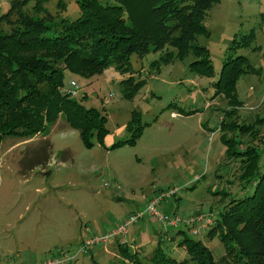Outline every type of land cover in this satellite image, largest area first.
Segmentation results:
<instances>
[{
  "label": "rangeland",
  "instance_id": "374dc122",
  "mask_svg": "<svg viewBox=\"0 0 264 264\" xmlns=\"http://www.w3.org/2000/svg\"><path fill=\"white\" fill-rule=\"evenodd\" d=\"M62 1L66 5L60 12L62 16L72 19L78 16L74 0ZM9 2L0 0L1 13ZM56 3L57 0H52L48 4L52 13L58 11ZM204 24L209 36H199L198 41L209 50L212 66L209 76L190 67L191 56L150 70L151 61L159 57L160 51L142 57L133 54L130 57L133 71L124 74L114 66L91 78L65 74L66 88L70 80L79 86L76 99L106 116L108 132L102 144L93 139V146L86 147L78 131L64 126L60 120L45 135L52 145L47 165L28 169L22 168L19 161L31 159V163L40 157L39 148L45 145V142L37 144L41 136L4 138L0 144V264H24L19 259L12 262L11 250L19 237V222L28 216L36 221L46 217L41 227L33 230L34 245L38 248L39 241L41 250H46L49 238H59L69 226L81 222L91 230L94 219L97 223L107 219L111 226L137 208L134 203L140 207L142 196L148 198L160 190L185 186L177 193L176 202L175 198L165 199L160 209L186 217L201 212L216 216L232 197L252 193V185L241 190L236 173L238 163L226 158L221 141L225 133L220 126L229 101L216 89L231 40L236 36L241 41L244 35L253 32L250 46L239 48L235 55L242 54L251 67L261 71L239 77L236 91L241 106L237 116L264 133V123L255 122L258 117L264 118V0H218L208 10ZM129 75L133 80L121 84ZM137 81L140 82L136 86ZM135 133L138 135L130 144ZM122 141L125 144L111 149ZM261 153L264 156V151ZM106 183L110 186L106 187ZM116 187L120 195L114 193ZM143 223L148 240L135 238L134 245L129 240L144 227ZM107 225L105 222L104 226ZM177 229L145 217L129 227L124 239L129 248L137 247L143 258L158 248L169 251L183 235L201 239L215 260L225 254L217 234L194 236L183 228L185 232L177 235ZM26 231L30 232L28 227ZM157 232L167 233V240L160 241ZM52 244V249L67 247L58 241ZM177 247L169 254L179 260L187 258L185 245ZM86 255L81 254L78 259L84 263Z\"/></svg>",
  "mask_w": 264,
  "mask_h": 264
},
{
  "label": "trees",
  "instance_id": "16d2710c",
  "mask_svg": "<svg viewBox=\"0 0 264 264\" xmlns=\"http://www.w3.org/2000/svg\"><path fill=\"white\" fill-rule=\"evenodd\" d=\"M50 1L10 0L8 8L0 12V144L5 137L30 139L37 135L41 136L37 144L45 142L38 159L30 163L31 159L24 162L21 158L22 168L47 165L52 145L45 135L60 120L78 131L86 147L93 146V139L103 143L108 132L106 116L66 93V73L91 78L114 66L124 74L133 71V54L142 57L160 51L150 63L152 71L191 56L193 70L211 74L209 50L198 38L209 36L204 21L218 0H74L79 11L73 19L60 14L66 8L62 0H57L58 11L52 13ZM253 37L250 32L241 41L236 36L231 40L216 89L229 101L220 126L225 133L221 141L226 158L238 163L241 190L253 187L250 194L232 197L205 234H217L225 254L215 260L201 239L183 235L178 246L185 245L187 258L176 259L160 248L143 258L123 243L118 245L122 259L117 264H264V133L237 116L239 77L261 71L251 67L242 54L235 55L239 48L249 47ZM131 80L129 75L121 84ZM255 122L264 123V118ZM137 135H132L130 144ZM123 144L125 141L115 143L111 149ZM183 228L192 233L191 226H180L176 234L184 233ZM84 236L86 233L81 239ZM91 264L99 263L93 260Z\"/></svg>",
  "mask_w": 264,
  "mask_h": 264
},
{
  "label": "built area",
  "instance_id": "2783aa9c",
  "mask_svg": "<svg viewBox=\"0 0 264 264\" xmlns=\"http://www.w3.org/2000/svg\"><path fill=\"white\" fill-rule=\"evenodd\" d=\"M65 91L72 98H76L79 92L77 82L75 80H70L69 87H67ZM173 116L175 115L173 114ZM105 186L109 187L110 184L106 183ZM184 187L185 186L173 187L155 192L147 199L143 208L130 213L114 227L104 232H92L85 226L84 233H86V236L81 239L77 247L73 248L68 245L67 247H57L49 251V254L45 256V258L27 264H72L77 261L79 255L86 254L90 249L98 246H105L111 240L126 235L131 225L139 222L145 217H152L168 228L191 226L194 236L206 234L215 223V215L201 212L186 217L175 213H166L160 209L162 201L176 197L177 193ZM11 256L13 259H17L20 255L19 253H13ZM10 261L12 260H5L6 263Z\"/></svg>",
  "mask_w": 264,
  "mask_h": 264
},
{
  "label": "crops",
  "instance_id": "0c3cea01",
  "mask_svg": "<svg viewBox=\"0 0 264 264\" xmlns=\"http://www.w3.org/2000/svg\"><path fill=\"white\" fill-rule=\"evenodd\" d=\"M173 114L176 115L175 113H173ZM33 139H31V141ZM50 164L51 163H49L48 165H50ZM45 172H49V171H45ZM114 193H116L117 195H120L121 191H120L119 188H117V189L114 190ZM146 195H148V194H146ZM150 197H151V195L148 196V198H150ZM142 198H143L142 199L143 202L140 205L141 208H143L145 206V204L147 202V199H148V198H144L143 196H142ZM173 198H176V197H173ZM176 201L177 200L175 199V202ZM134 205L137 208H135L134 210L129 211V214L131 212L133 213V211L135 212V210L141 209L140 207H138V203H134ZM164 212H166V211H164ZM166 213H169V212H166ZM83 215H84V213H82V216ZM44 220H46L45 216H41L40 217V221L39 220L36 221L32 216H28L25 220H22L21 222H19V227H18V230H17V234H19V237H18L17 241L15 242V247H14V243H13V250H11V251H12V253H16L18 251L17 253L20 252L21 254H19L20 256L17 259H14L12 262H14L15 260L19 259L20 262H22L24 264H27L30 261H32V259H34V258L35 259L36 258L37 259L42 258L43 254L46 255L47 252L52 250V246H53L52 241H58V243L60 245H68L70 247L75 248V247H77L79 245V242H80L81 238L84 235V227H85V225H88L86 223L78 222L77 225H75V226H73V225L69 226L67 229H65V231H63L61 233L59 238H56V239L49 238V242L50 243H49L48 248L46 250H44V249L41 250L42 245L39 243V241H38V244H39L38 248L33 243L35 241L33 230L37 229L38 227L40 228L41 227V223ZM119 221H121V218L119 220H117L113 225L109 226L110 225V221L105 219V222H108V225L104 226L105 222L104 223H102V222L101 223H97V220L94 219L92 224H91L92 227H90V228H91L92 232H103L105 230L110 229L111 227H114ZM143 224H144V227H142L140 230H138L137 235L134 236V237H131L132 239L130 238L132 241L129 240L134 245L136 243L135 238H138V239H140L142 241L148 240V235L144 231L145 223H143ZM26 227L29 228L30 232L26 231ZM156 234H157L158 239L160 241H162L163 239L167 240V237H168L167 233L163 234V233L157 232ZM125 236H128V232H127L126 235H123V236L117 237L116 239L111 240L105 246H98V247H94V248L90 249L86 253V254H88V255H86V256H88V259L85 258L84 263L82 261H80L79 259H77V261L72 263V264H91V262L93 260H95L99 264H117V261L122 259L121 255H120V252H119L118 245L119 244H123V243H125V245L128 244L125 241V239H124V238H126ZM177 245H178V243L174 244L172 246V248L169 249V251L171 253H173V250L176 251L177 248H178ZM122 246H124V245H121V247ZM134 247L130 248V249L133 252L134 251L136 252L137 251V247H135V248ZM182 256H184V255H182Z\"/></svg>",
  "mask_w": 264,
  "mask_h": 264
}]
</instances>
